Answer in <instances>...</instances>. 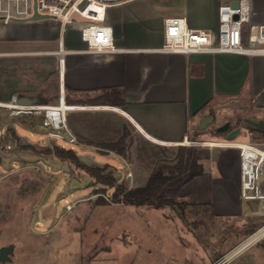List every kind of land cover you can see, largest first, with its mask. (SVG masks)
Wrapping results in <instances>:
<instances>
[{
    "label": "crops",
    "instance_id": "obj_1",
    "mask_svg": "<svg viewBox=\"0 0 264 264\" xmlns=\"http://www.w3.org/2000/svg\"><path fill=\"white\" fill-rule=\"evenodd\" d=\"M233 1L150 0V7L157 11L159 21L162 12L169 11L170 14L186 16L194 28L216 32L220 7ZM250 1L251 17L244 27L247 42L264 23V0ZM10 25L0 22V26ZM128 26L120 23L115 26L116 42L120 47H144L161 40L159 35L155 40L146 37L145 45H124L119 28ZM71 30L78 40L72 45L65 35V43L73 47L84 46L79 29L73 27ZM133 30L129 31V36L135 42L138 37ZM143 30L149 35L146 26ZM56 49L0 50V55H56ZM62 90V108H71L67 112L69 129L83 152L79 155L93 161H97L93 152H100L113 155L123 165H128L124 153L108 144L100 145L119 139L126 123L153 143L178 145L187 144L192 133L200 132V122L206 116L214 115V123L221 116L223 123L230 124L233 118L240 116L245 124L235 127L239 129L238 133L226 142H251L253 135L264 140V127L256 130L245 121V118L264 119V55L261 54L158 51L91 54L88 57H68L63 78L58 58V71L45 65L36 67L35 87L12 96L37 95L42 102L54 104ZM41 121L36 123L35 131H45L41 130ZM46 128L47 132L54 130L50 125ZM241 133L250 139H235ZM203 143L211 148H223L217 152L211 148L199 150L204 173L180 190L189 208L197 214L191 221L193 239H183L179 245L182 251L179 254L184 261L180 264H210L234 248L239 252L229 264H264V197H243L238 148L227 147L225 142L217 140ZM259 183L264 194V166ZM182 225L184 227L183 222ZM190 245L192 254H187L185 249ZM171 259L173 255L166 253L165 259L161 260L168 264Z\"/></svg>",
    "mask_w": 264,
    "mask_h": 264
},
{
    "label": "rangeland",
    "instance_id": "obj_2",
    "mask_svg": "<svg viewBox=\"0 0 264 264\" xmlns=\"http://www.w3.org/2000/svg\"><path fill=\"white\" fill-rule=\"evenodd\" d=\"M143 28L141 22L120 27L121 43L145 45L146 37L155 33L148 35ZM133 29L138 37L135 42L129 36ZM65 35L70 44L78 40L71 27ZM60 36L58 25L48 18L12 23L0 26V50L54 49L59 47ZM70 44L66 45L84 47ZM42 65L58 71V56L0 55V247L14 246L10 259L0 264H165L161 259L166 253L173 255L168 264L184 262L179 245L183 239H193L191 221L197 216L185 198L176 196L175 207L131 205L115 201L116 188L142 186L158 168L172 174L171 167L182 157L180 146L194 147L199 154L211 148L203 142H226L235 127L245 122L236 116L222 132L217 124L225 122L218 116L215 123L192 133L187 144L178 145L153 143L126 123L114 143H100L125 154L132 172L125 177V165L113 155L93 152L99 162L86 159L79 155L83 152L78 143L51 131H35L41 117L33 118L11 102L21 96L13 93L35 87V68ZM42 121L41 130L48 131L49 124ZM235 139L250 138L241 133ZM251 142L264 145L258 135ZM219 148L223 147L211 149L217 152ZM67 149H73L77 158ZM96 173L115 179L103 182ZM165 194L172 196L173 192L166 190ZM188 248L185 251L192 254V246Z\"/></svg>",
    "mask_w": 264,
    "mask_h": 264
},
{
    "label": "built area",
    "instance_id": "obj_3",
    "mask_svg": "<svg viewBox=\"0 0 264 264\" xmlns=\"http://www.w3.org/2000/svg\"><path fill=\"white\" fill-rule=\"evenodd\" d=\"M251 1L238 0L220 7V23L216 32L194 28L184 15L163 11L161 21L157 11L151 9L150 0H0V22L4 25L30 21L36 12L48 16L60 30L59 47L54 51L59 58L60 75L63 78L69 56L78 58L91 54H110L121 51H158L167 53H240L264 55V23L256 29V34L245 40V24L250 21ZM145 23L148 32L159 35L160 42L144 47H120L116 42V24ZM79 29L84 42L82 48H69L64 39L68 28ZM150 37V35H149ZM250 42V43H249ZM64 91L57 104L19 105L29 116L42 117L44 124L53 127L52 134L69 142L76 137L68 125L67 112L62 108ZM45 106L46 108H38ZM38 111L40 113H38ZM43 111V112H42ZM51 121V124L48 122ZM47 132V131H44ZM227 147L239 149L241 159V188L245 198H260V172L264 166V145L253 142L229 141ZM126 164V175H131ZM239 252L234 248L210 264H229Z\"/></svg>",
    "mask_w": 264,
    "mask_h": 264
},
{
    "label": "trees",
    "instance_id": "obj_4",
    "mask_svg": "<svg viewBox=\"0 0 264 264\" xmlns=\"http://www.w3.org/2000/svg\"><path fill=\"white\" fill-rule=\"evenodd\" d=\"M253 127V129L261 130L262 128ZM223 132V131H222ZM111 147L113 145H110ZM114 147V146H113ZM181 155L179 162L171 167L172 174H167L162 168L156 169L148 178L147 182L136 188L127 189L120 185L114 193L115 201H124L131 205H153L155 207H165L177 205L176 196L180 195L181 188L193 178L204 173V166L197 154V149L194 147L180 146ZM67 152H73V149H67ZM66 158V155L59 154ZM77 158V156H76ZM90 171L96 172V168H89ZM98 178L103 182L114 181V176H105L96 173ZM173 192L172 196L165 194V191Z\"/></svg>",
    "mask_w": 264,
    "mask_h": 264
},
{
    "label": "water",
    "instance_id": "obj_5",
    "mask_svg": "<svg viewBox=\"0 0 264 264\" xmlns=\"http://www.w3.org/2000/svg\"><path fill=\"white\" fill-rule=\"evenodd\" d=\"M233 5H238V0H234L232 2ZM48 18L47 15L44 14H40L38 12H36L31 18H29L28 20H40V19H46ZM27 21V20H26ZM16 102L20 105H33V104H39L41 103V97L37 96V95H27V94H23L21 96H18L16 99ZM215 119L214 115H209L204 117L201 122H200V128L204 129L206 128L210 123H213ZM245 121L254 126V127H258V128H262L264 127V119H260V120H255L252 118H245ZM230 125V122H226L223 125L217 127L218 131H225ZM239 129L236 128L233 130L232 135H229V138H233V136H235L238 133ZM14 250V246L13 245H3L0 247V261H7L10 259L11 254L13 253Z\"/></svg>",
    "mask_w": 264,
    "mask_h": 264
},
{
    "label": "bare ground",
    "instance_id": "obj_6",
    "mask_svg": "<svg viewBox=\"0 0 264 264\" xmlns=\"http://www.w3.org/2000/svg\"><path fill=\"white\" fill-rule=\"evenodd\" d=\"M189 140V139H188ZM187 143L189 142V141H186ZM211 144H215L214 142H212Z\"/></svg>",
    "mask_w": 264,
    "mask_h": 264
}]
</instances>
